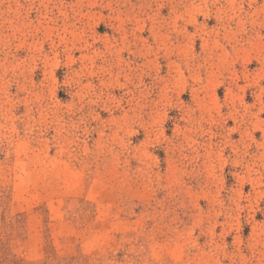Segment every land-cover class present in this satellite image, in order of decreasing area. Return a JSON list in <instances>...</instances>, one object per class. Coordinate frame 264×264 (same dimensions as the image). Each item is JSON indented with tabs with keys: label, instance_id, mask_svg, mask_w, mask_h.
Masks as SVG:
<instances>
[{
	"label": "rangeland",
	"instance_id": "obj_1",
	"mask_svg": "<svg viewBox=\"0 0 264 264\" xmlns=\"http://www.w3.org/2000/svg\"><path fill=\"white\" fill-rule=\"evenodd\" d=\"M0 264H264V0H0Z\"/></svg>",
	"mask_w": 264,
	"mask_h": 264
}]
</instances>
